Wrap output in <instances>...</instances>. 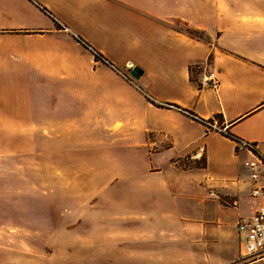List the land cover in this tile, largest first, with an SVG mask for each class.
<instances>
[{"label":"crops","instance_id":"0c3cea01","mask_svg":"<svg viewBox=\"0 0 264 264\" xmlns=\"http://www.w3.org/2000/svg\"><path fill=\"white\" fill-rule=\"evenodd\" d=\"M216 7L217 27L203 43L173 29L186 22L190 29L202 28V5L195 0H0V123L47 124L56 152L63 153L58 148L65 142V153L77 156L108 149L114 169H126L122 155L148 153L149 180L161 174L167 184L186 181L193 186L185 196L189 202L201 203L202 180L217 189L212 208L202 204L196 215L179 213L177 256L171 258L177 264L190 260L187 248L195 259L235 264L243 251L237 222L256 212L262 200L252 192L264 189V168L254 181L245 167L257 155L236 150L241 140L255 144L264 157V3L242 4L238 9L245 13L239 16L230 4ZM100 35H113L107 40L111 50L128 52L141 71L139 85L154 103L75 39L81 36L103 54L104 39L95 37ZM208 58L218 91L200 90L201 76L191 78L190 68ZM186 157L204 158L206 168L175 167ZM226 209L237 211L231 227L223 221ZM163 238L67 243L53 263L170 264L169 253L157 251Z\"/></svg>","mask_w":264,"mask_h":264},{"label":"rangeland","instance_id":"374dc122","mask_svg":"<svg viewBox=\"0 0 264 264\" xmlns=\"http://www.w3.org/2000/svg\"><path fill=\"white\" fill-rule=\"evenodd\" d=\"M195 3L202 5V28L190 29L186 22V26L173 29L204 43L213 38L211 32L217 27V4L232 5L236 9L233 13L239 16L245 13L238 9L242 4L264 3V0H195ZM95 37L104 39L100 44L103 54L90 45L91 48L106 56L107 63L116 69L123 81L137 87L139 79L131 75L135 65L129 61L128 52L110 49L111 43L107 40L113 35ZM210 60L190 68L193 80L201 76L200 90L207 89L201 84L205 73L211 70ZM137 88L154 103L143 86ZM19 131L22 136L12 137ZM48 132L47 124L0 123V264H55L53 260H58L61 249L65 252L67 243H128L131 239L159 243L161 240H155L157 235L164 236L161 243L165 244L157 251L168 252L170 259H174L178 249L177 230L182 219L179 213L196 215L201 212L202 204L212 208L210 202L219 198L217 189L209 188L204 180L202 188H198L200 204L185 198L190 187L193 189L186 181L174 178L167 184L161 174L149 180L148 153L122 155L121 164L126 169H114L116 158L112 151L106 149L99 155L77 156L65 153L69 148L65 142L58 148L63 153H58L55 140L48 137ZM155 137L149 134L148 139L152 142ZM159 149V146L153 147L149 153ZM204 161V158L193 161L186 157L178 160L175 167L186 171L201 170L206 168ZM211 192L217 197L209 198ZM241 210L246 211L244 207ZM236 217L237 211L226 209L225 227H231ZM158 227L164 229L160 231ZM191 249L187 248L192 255L186 264H216L209 256L195 259ZM232 253H236L235 246ZM227 255L224 253L222 259ZM173 259L170 264H177ZM242 261L240 255L235 264H243Z\"/></svg>","mask_w":264,"mask_h":264},{"label":"built area","instance_id":"2783aa9c","mask_svg":"<svg viewBox=\"0 0 264 264\" xmlns=\"http://www.w3.org/2000/svg\"><path fill=\"white\" fill-rule=\"evenodd\" d=\"M202 87L218 91L220 81L215 71H208L202 79ZM237 152L249 151L257 155L256 161L246 162L245 167L251 172L254 181L260 178V170L264 168V157L257 152V146L253 143L236 140ZM252 196L260 198L262 201L256 212L251 216L242 217L237 222V231L242 240L243 251L241 253L242 263H254L256 261H264V189L255 188ZM217 197L214 192L208 196Z\"/></svg>","mask_w":264,"mask_h":264},{"label":"trees","instance_id":"16d2710c","mask_svg":"<svg viewBox=\"0 0 264 264\" xmlns=\"http://www.w3.org/2000/svg\"><path fill=\"white\" fill-rule=\"evenodd\" d=\"M31 1H34V0H31ZM45 13H47L51 18H52V15L48 12V11H46L45 10ZM53 19V21L55 22V24L57 25V27H59V24L57 23V21L54 19V18H52ZM59 29H61V28H59ZM76 40H77V42L78 43H80L85 49H87V50H89L92 54H93V56H94V58H95V61L96 62H103V63H106V64H108L109 66H111V64L110 63H107V60L104 58V56L102 55V54H100L99 52H96L95 50H93L92 48H91V46L87 43V42H85L84 40H82L81 38H76ZM112 67V66H111ZM173 106H175V105H173ZM176 108H179V107H177V106H175ZM191 115H192V113H190ZM205 160V159H204ZM205 162V161H204ZM205 165V164H204Z\"/></svg>","mask_w":264,"mask_h":264},{"label":"water","instance_id":"95a60500","mask_svg":"<svg viewBox=\"0 0 264 264\" xmlns=\"http://www.w3.org/2000/svg\"><path fill=\"white\" fill-rule=\"evenodd\" d=\"M131 75L135 78V79H139L141 76V71L137 68H134V70H132Z\"/></svg>","mask_w":264,"mask_h":264}]
</instances>
